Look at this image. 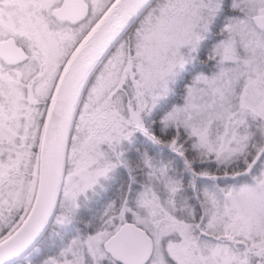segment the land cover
<instances>
[{
    "label": "snow or ice",
    "instance_id": "1",
    "mask_svg": "<svg viewBox=\"0 0 264 264\" xmlns=\"http://www.w3.org/2000/svg\"><path fill=\"white\" fill-rule=\"evenodd\" d=\"M0 264H264V0H0Z\"/></svg>",
    "mask_w": 264,
    "mask_h": 264
}]
</instances>
